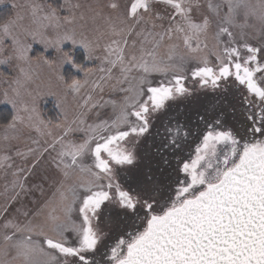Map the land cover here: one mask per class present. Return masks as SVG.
I'll return each mask as SVG.
<instances>
[{"label":"snow or ice","instance_id":"snow-or-ice-1","mask_svg":"<svg viewBox=\"0 0 264 264\" xmlns=\"http://www.w3.org/2000/svg\"><path fill=\"white\" fill-rule=\"evenodd\" d=\"M67 7L61 20L51 5H31L34 27L21 31L18 14L0 24V47L7 40L12 50L0 63L14 59L19 70L0 99L11 106L4 140H20L22 129L43 138L16 149L23 163L0 194V264H264V0H107L89 5L87 16L73 11L79 3ZM245 28L257 29L258 46ZM33 43L55 56L34 61ZM33 62L48 67L65 97L82 100L71 119L59 100L63 120L42 117L40 94L27 91L32 76L23 65ZM65 65L83 79L66 78ZM189 78L198 88L186 85ZM229 83L242 121L198 114L202 129L168 126L164 148L175 152L190 137L194 147L175 156L174 166L163 159L170 171L162 177L140 168L138 146L161 114L198 90ZM105 87L122 93L119 103L94 97ZM109 104L111 119L89 122ZM37 192L43 199L33 196L34 208L9 216L13 204Z\"/></svg>","mask_w":264,"mask_h":264},{"label":"rangeland","instance_id":"rangeland-1","mask_svg":"<svg viewBox=\"0 0 264 264\" xmlns=\"http://www.w3.org/2000/svg\"><path fill=\"white\" fill-rule=\"evenodd\" d=\"M55 0H2L0 2V9L8 7L11 15L7 19H16L17 14L22 17V19L17 21L18 28L17 31H21L22 29L31 28L34 27L32 23V8L31 5L33 4H39L44 6V10L47 11V8L49 5L52 7H55V4H53ZM56 9L58 10V14L61 17V20L65 16L69 15V10L67 5L68 4H77L79 3L81 5L80 9H74L73 11L77 16L80 15V13H85L87 16L89 13L87 11L89 5L95 6L97 3H106L107 0H56ZM12 4H16L18 7H11ZM6 20V21H7ZM242 22V20H241ZM2 24V23H1ZM89 26H91L89 22ZM259 28V25H257V29ZM257 29L253 28H245L244 31L249 34V42L256 41L257 37L260 38V36L257 33ZM239 31V29H237ZM49 34H51V30H49ZM29 42H31L29 40ZM208 44L209 48H211V45L213 43L211 39V35L208 38ZM177 43L180 44V48L178 49L179 53H184L185 50L183 48L182 41H178ZM66 47H69V45H66ZM67 49V48H66ZM69 50V49H68ZM41 51L42 53H51L52 57L55 56V53L52 50L45 51L43 45L38 43H33L32 45V51L29 53L31 56L33 52ZM77 51H82L80 49H75L74 53ZM167 54V48L161 49V55ZM12 55L11 50V44L10 41H5L3 46L0 47V60H6L8 57ZM34 61L36 57H33ZM213 57H210L212 59ZM84 62V61H83ZM98 63V62H97ZM25 69L30 73L32 76V81L27 85V91H31L33 94L39 93L40 98L37 101V105L39 108V111L42 115V117L45 120H51L53 124H55L58 120H63V115L61 114V109H58L56 107L57 101H61L64 107V110L67 112L69 119H71L73 111L76 109V105L78 103H81L82 100L79 98H74L71 94H68L66 97L62 91V88L59 86L58 82L55 80L54 75L51 73V71L48 69L46 65L43 63H35L29 67L28 65H23ZM86 66L94 67L95 65L92 62H86ZM196 63L195 61L189 62L185 66V72L187 73V70H189V67H195ZM71 68L68 65H65L62 69L63 73H65V70ZM72 69V68H71ZM74 75H79V79H83L82 73L75 72L74 69H72ZM70 73V72H69ZM19 76V70H18V62L16 60H11L7 63H0V99H2V93L5 90H9L11 87H15V84L12 82ZM68 76H71L68 75ZM67 78V77H66ZM95 77H93L94 79ZM156 79H159L157 77ZM87 91V89L85 90ZM56 93L55 96L50 95L49 93ZM100 95L103 96V101H109L114 100L117 103L121 100L122 93L120 92H114L109 87H105L104 92L100 94L99 92L94 93V97L98 98ZM53 106V111L55 113L54 117L47 116L48 111H45L44 109L46 107ZM0 106H5L10 108L11 106L5 103H0ZM99 112V117H97L96 113ZM113 116V111L111 105H106L103 108H98L95 111H93L89 115V122H92L97 119H111ZM11 135V133H9ZM20 140H11V141H5L4 136L5 132L2 126H0V163H11L12 167H0V194L4 193L6 186L9 187L11 185V181L13 180V171H15L17 168H19L22 165V160L19 157H16L15 152L16 149L19 148L21 150H25L27 147H35V145L32 144L33 139H39L41 140V143H43V138H41L37 132L34 130L29 129H22L19 133ZM79 135V134H77ZM11 156L13 159L12 161L5 162L3 160L4 156ZM46 189V197L51 195V189L48 188L47 185H45ZM33 196L37 200L43 199L40 197L39 193H33L32 195L28 197H24L19 203L13 204L12 207L9 210V216L14 214L16 208H21V210H27L32 209L35 207V205L31 202ZM4 203L3 197L0 196V206H2ZM3 214L0 213V216ZM3 257H0L2 259ZM11 257H9L10 259Z\"/></svg>","mask_w":264,"mask_h":264},{"label":"flooded vegetation","instance_id":"flooded-vegetation-1","mask_svg":"<svg viewBox=\"0 0 264 264\" xmlns=\"http://www.w3.org/2000/svg\"><path fill=\"white\" fill-rule=\"evenodd\" d=\"M251 43L258 46L261 43V38L257 37L256 41ZM192 68L189 67V70H187L189 77ZM186 85L190 88H198V85L193 84L191 78L186 81ZM198 114L205 116V119L209 121L222 114L225 122L228 124H236L243 120L237 91L231 87L230 83L215 92L198 90L189 101L173 104L156 119L152 135L148 136L138 146V153L141 157L140 168L147 169L151 167L156 175L161 177L167 175L170 169L163 164V159H168L174 166L175 156L186 157L190 148L194 147L196 138L190 137L189 141L183 144L181 149L173 152L171 148H164V144L166 143L165 137L167 136L166 127L181 123L193 130L202 129L203 124L199 122ZM157 165L164 169L163 173L157 171ZM134 174L135 172L128 173L127 175L132 176ZM120 175L123 181L125 173H121Z\"/></svg>","mask_w":264,"mask_h":264},{"label":"trees","instance_id":"trees-1","mask_svg":"<svg viewBox=\"0 0 264 264\" xmlns=\"http://www.w3.org/2000/svg\"><path fill=\"white\" fill-rule=\"evenodd\" d=\"M56 3L57 2L55 0V2L53 3V4H55V7H56ZM10 15H11V12H10L8 7L0 9V24L4 23L10 17ZM66 50H68V49H66ZM41 55H44L45 57H47L49 59L52 58L51 53H45L44 54L41 51H37V52L34 51L31 56L37 58ZM74 55H75L78 62H83L82 61V51H77L74 53ZM70 74H71V76H68ZM64 75L68 79H71V78H78L79 79V75H74L71 68L66 69ZM52 109H53V106H50V104H49V107H46L44 109L45 111H48V113H47L48 118L55 116V113ZM10 115H11L10 108L5 107V106H0V126H2L8 119H10Z\"/></svg>","mask_w":264,"mask_h":264}]
</instances>
